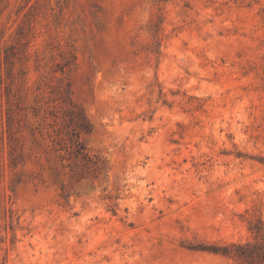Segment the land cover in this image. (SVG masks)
Masks as SVG:
<instances>
[{
	"label": "rangeland",
	"instance_id": "obj_1",
	"mask_svg": "<svg viewBox=\"0 0 264 264\" xmlns=\"http://www.w3.org/2000/svg\"><path fill=\"white\" fill-rule=\"evenodd\" d=\"M0 264H264V0H0Z\"/></svg>",
	"mask_w": 264,
	"mask_h": 264
},
{
	"label": "trees",
	"instance_id": "obj_2",
	"mask_svg": "<svg viewBox=\"0 0 264 264\" xmlns=\"http://www.w3.org/2000/svg\"><path fill=\"white\" fill-rule=\"evenodd\" d=\"M82 124V127L88 131L89 130V127L86 123L84 122H81ZM78 135H79V132L77 131H73L72 132V137H74V151L76 152V155L80 152V149L82 148V144L78 141Z\"/></svg>",
	"mask_w": 264,
	"mask_h": 264
}]
</instances>
